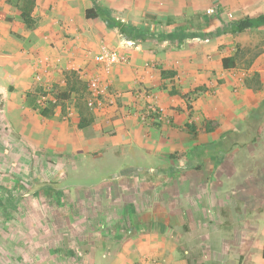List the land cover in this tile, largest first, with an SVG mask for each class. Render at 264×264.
Wrapping results in <instances>:
<instances>
[{"label": "crops", "instance_id": "0c3cea01", "mask_svg": "<svg viewBox=\"0 0 264 264\" xmlns=\"http://www.w3.org/2000/svg\"><path fill=\"white\" fill-rule=\"evenodd\" d=\"M17 4L0 0V138L6 145L18 139L28 153L69 161L70 181L88 184L94 182L86 163L108 170L113 161L116 174L109 173L108 183L122 185L123 196H140L147 204L173 194L188 203L122 205V213H135L127 218L130 227L119 215L115 232L102 233L87 250L60 246L65 249L54 252L51 264H135L147 255L162 264H185L174 244L192 241V233L205 240L219 233L221 242H230L235 264H264V220L258 213L245 222L239 214L264 205V26L219 32L224 24L264 14V0H35L33 28L25 26ZM90 8L124 31L103 17L86 18ZM227 57L235 58L234 67L224 69ZM66 70L84 81L98 74L119 95L115 105L89 109L93 122L82 130L73 95L48 118L32 106L53 100L47 95L42 106L36 91L47 84L62 89ZM144 91L155 97L161 121L140 117ZM186 124L195 127V137L183 129ZM255 125L260 134L242 143L243 131L252 136ZM217 148L224 154L218 156ZM71 157H79L78 164ZM256 163L262 168L256 170ZM205 195L216 208L241 205L242 211L232 212L230 222L218 213L221 228L205 229L202 219L188 217L189 202ZM229 224L231 231L224 229ZM213 252L220 263L221 252Z\"/></svg>", "mask_w": 264, "mask_h": 264}, {"label": "rangeland", "instance_id": "374dc122", "mask_svg": "<svg viewBox=\"0 0 264 264\" xmlns=\"http://www.w3.org/2000/svg\"><path fill=\"white\" fill-rule=\"evenodd\" d=\"M26 148L18 139L12 140L7 146L5 136L0 138V264H51L56 258L54 252L58 251L60 254L65 249L60 246L72 248L77 245L76 250H87L96 245L95 239L102 237V233L117 230L119 215H123V222L126 221L130 227L127 218L135 219V213L130 209L122 213V205H188L186 200L173 194L164 200L158 199L147 204L139 200L140 196L136 199L135 195L132 199L127 195L123 196L122 185L112 188L108 183L109 173L116 174L113 161H110L108 170L95 167L93 162L86 163L84 169L94 182L88 184L82 180L70 181L73 173L69 161L61 159L56 162L50 157L42 156L39 150H30L31 153H28ZM224 149L217 148V155L224 154ZM77 158L79 157L74 161L75 158L71 157L70 161L78 164ZM256 165V170L262 168L259 163ZM226 179L231 180L229 177ZM70 182L72 183L69 184ZM223 182L226 183L225 180ZM77 188L84 191L78 194L75 192ZM103 190L107 192L102 193ZM152 196L147 195L148 198ZM202 197H197L194 203L189 202L191 209L188 217L200 221L202 219L205 229L221 228L216 214L221 213L230 222L235 219L233 213L241 210V205H235L234 211L227 205L216 208L218 205L214 204L213 197ZM188 199L189 197L187 201ZM258 213L261 215V222L264 220V205H252L245 212H239L245 222H249V218ZM194 228L197 231L200 229L197 225ZM224 229L231 231V224L224 225ZM86 238H92V241L88 242ZM205 238L207 239L192 233V241L187 244L175 242V252L179 259L185 264H235L229 260L228 251H232L229 250L230 242H221L219 233H211ZM177 239L179 240V236ZM205 249H208L206 254ZM215 249L221 252L220 263H216L214 259L218 256L213 252ZM262 250L259 254H262ZM142 259L143 257L140 260Z\"/></svg>", "mask_w": 264, "mask_h": 264}, {"label": "trees", "instance_id": "16d2710c", "mask_svg": "<svg viewBox=\"0 0 264 264\" xmlns=\"http://www.w3.org/2000/svg\"><path fill=\"white\" fill-rule=\"evenodd\" d=\"M35 7V0H18L17 8L20 12V18L22 19L23 23L27 28H33L36 20L32 16L33 10ZM86 18H96V17H103L106 19L111 25L119 27L120 24L117 21L113 20L112 18L105 16L102 12L97 11L93 8L87 9L85 12ZM4 14L0 13V19H4ZM264 26V14H260L255 18H244L242 20L236 21L234 23L224 24L223 28L219 31L220 34H227V33H242L247 29L258 28ZM120 30L123 32V27H119ZM234 57H227L222 59V66L224 69H229L234 67ZM163 74V73H162ZM63 79H64V87L62 89H52L50 94L51 98L54 101H50L47 103L46 106L41 107L38 103L37 105H32L35 109L39 110L40 116L44 118H48L53 115L55 108L58 106H64V103L68 101L71 96H74L75 99V106L77 108L78 113V129L82 130L89 126L93 122V116L86 105V96H87V85L84 80H82L75 70H66L63 72ZM39 96H45L43 89L40 91H36ZM63 109V108H62ZM259 112V111H258ZM254 115V120H257V114ZM156 126V124H154ZM183 129L190 134L193 138L195 137V127L192 124H186ZM261 130L258 126L255 125L253 135H250V132L245 130L243 131L242 138L244 139L242 143H247L254 141L255 138L260 134ZM231 137L228 135L227 137ZM210 146L205 147V156H209ZM216 148V147H215ZM203 158V156H202ZM196 170L200 169V166L195 167ZM263 258H264V250H263Z\"/></svg>", "mask_w": 264, "mask_h": 264}, {"label": "built area", "instance_id": "2783aa9c", "mask_svg": "<svg viewBox=\"0 0 264 264\" xmlns=\"http://www.w3.org/2000/svg\"><path fill=\"white\" fill-rule=\"evenodd\" d=\"M112 59V57H111ZM99 61L104 62L102 56ZM103 69V68H102ZM104 70V69H103ZM87 85V96L86 105L90 110H101L107 105L112 106L116 104L119 98L118 93L110 90L109 84L102 78V76L95 74L88 78L86 81ZM52 87L48 84L43 86V92L45 96H41L39 103L43 106L46 96L51 94ZM141 99L144 101V105L139 115L142 120L150 122H159L162 120V110L156 104L155 97H153L148 91H144ZM54 101V100H52ZM135 264H162L160 259L155 256H144L142 260Z\"/></svg>", "mask_w": 264, "mask_h": 264}]
</instances>
